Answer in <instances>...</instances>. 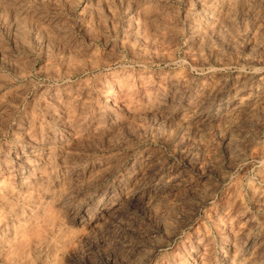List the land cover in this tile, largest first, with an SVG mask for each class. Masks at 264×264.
Masks as SVG:
<instances>
[{
	"label": "rangeland",
	"instance_id": "rangeland-1",
	"mask_svg": "<svg viewBox=\"0 0 264 264\" xmlns=\"http://www.w3.org/2000/svg\"><path fill=\"white\" fill-rule=\"evenodd\" d=\"M0 264H264V0H0Z\"/></svg>",
	"mask_w": 264,
	"mask_h": 264
},
{
	"label": "bare ground",
	"instance_id": "bare-ground-1",
	"mask_svg": "<svg viewBox=\"0 0 264 264\" xmlns=\"http://www.w3.org/2000/svg\"><path fill=\"white\" fill-rule=\"evenodd\" d=\"M113 97H114V96H113ZM110 100H111V99L108 98V99H106V102H109Z\"/></svg>",
	"mask_w": 264,
	"mask_h": 264
}]
</instances>
